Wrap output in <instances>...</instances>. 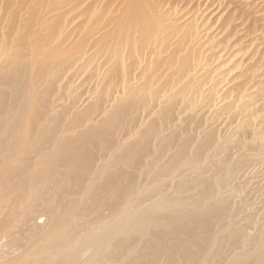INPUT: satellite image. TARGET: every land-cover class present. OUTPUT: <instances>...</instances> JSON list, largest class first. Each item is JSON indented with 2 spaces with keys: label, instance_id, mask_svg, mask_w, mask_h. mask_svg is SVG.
Masks as SVG:
<instances>
[{
  "label": "bare ground",
  "instance_id": "1",
  "mask_svg": "<svg viewBox=\"0 0 264 264\" xmlns=\"http://www.w3.org/2000/svg\"><path fill=\"white\" fill-rule=\"evenodd\" d=\"M69 1L70 14L101 5ZM139 1L115 32L95 10L69 51L52 43L75 44L73 19L18 46L1 35L3 60L20 59L0 70V264H264L258 72L215 55L206 0L176 1L184 22ZM74 68L89 71L93 100L76 113L58 108L66 84L53 87Z\"/></svg>",
  "mask_w": 264,
  "mask_h": 264
},
{
  "label": "rangeland",
  "instance_id": "2",
  "mask_svg": "<svg viewBox=\"0 0 264 264\" xmlns=\"http://www.w3.org/2000/svg\"><path fill=\"white\" fill-rule=\"evenodd\" d=\"M66 1L67 0H65V2ZM100 1H101V5H99V7L93 6L89 9L87 8L83 12L81 11L84 9V7H81L78 10H74L75 12L70 14L67 11L69 9V5H72V2L70 1L66 2V4L65 2H59L60 6L59 4L55 5V8H54V5H52V7L55 9L52 12L50 11L51 9L48 10L47 5L44 2H42V0H0V38H1V35L4 34V32H6L9 35L11 40L12 38L16 39L17 37L16 44L18 46V44L23 38L30 42L31 39L45 37V34L47 32V27L52 25L51 23L56 24L64 20L71 21L73 19L72 22L69 24V28H72L73 29L72 31L75 34V37H74L75 44H73L74 42L73 40L71 41V39L66 41L62 46H59L57 42L52 43L55 49L57 47H60V50H63L64 48H66L65 50L69 51L72 48H75L77 42H79L83 38L85 39V37L88 36V32H87L88 27L92 25L93 21L95 20V17L92 16V13H94L95 10L98 13L101 10V8L104 9L105 7L104 12L106 13L103 14L102 16L103 18L100 16L101 17L100 19L101 20L104 19L107 23L110 22L109 23L110 26L108 29H111V31L115 32L117 31L115 27L119 26L118 28H120L121 26L120 24H123L122 23L124 19L123 15L128 10V7L130 6V3L132 0H127L128 2L126 0H100ZM153 1L157 2L160 5L159 7H161L163 11L165 12L167 11V13L169 12L173 13L175 10V7L178 6V2L182 3L181 0H153ZM138 3L141 6L150 7L153 2H151V0H148V2L147 0L146 2L145 0H140ZM188 4H192V3H188ZM83 5L85 4L83 3ZM181 5L182 4H179V6ZM201 5L202 6H200V11L198 12V14L204 17L203 19L201 17L202 20L207 21V23H209L210 26L212 25L213 28L210 30V33L213 32V34L211 36H214L215 39L219 40V44H218L219 47L217 46L216 49H213L215 51V55L217 53L219 54V52H221L223 49L224 50L223 60L228 59L229 57L230 59L231 58L233 59L232 61L237 60L234 62H237L236 65L238 67L234 65L235 68L232 67L234 68L232 73H238V71L242 72L244 70L243 71L244 74L246 76L248 75L249 77L250 74L252 75L254 71L255 72L257 71L258 79H257V82H255L256 84L251 83V89L255 91L256 90L255 88H259V86L261 87V89L262 88L264 89V0H211V1L206 0ZM205 5H206V8H205ZM186 9L187 8H185V6L182 9L179 7L180 11L177 13L174 12V17H177L178 15H179L178 17H181L182 16L181 13H183L181 22H184V19H186L185 17L189 16L192 13V12H189L185 16ZM60 18H61V21L58 20ZM97 18H99V15L97 16ZM217 19L219 21H217ZM224 20L226 21L230 20L231 24L229 25V27L231 29L224 30L222 28L221 29L222 31L220 33L219 32L220 27L224 23L223 22ZM27 27L30 28L29 30L31 31V33L24 35L25 31H27L25 30L27 29ZM38 31L40 33H38ZM75 31H78V32L80 31V32L78 33ZM76 34H77V37L79 36L78 39L76 37ZM226 43L228 44L227 48L223 47L225 46L224 44ZM17 46H15V48H17ZM20 51H21L20 57H22L23 49ZM233 53L235 55H233ZM3 54L5 57V52H3ZM4 57L0 56V70H5V69L8 70L9 62H12L10 64V67H11L14 62L20 59V58H16V57L14 58L10 56L9 53L7 54V58L3 60ZM220 61L221 60H219L218 64L220 63ZM246 64H248V66H246ZM228 65H226L225 67H227ZM241 65L243 67H241ZM258 66H261V67L259 68ZM45 68L50 69L51 66L46 64ZM58 71H59V68L55 66L52 70V74L56 73L57 75ZM76 73L77 71L75 70V68L73 70H70L68 73L69 75H67L68 77L64 79L63 78L61 79L60 77V80L58 78V80H56L58 81L57 84L55 83V86H53L54 88H57L58 86L66 84L67 87L70 85L72 86V88H74L73 90L72 88H70L72 90L70 91L72 92L70 93L71 94L70 96V94L67 95L68 93V89H66L67 87H65V85L63 86L62 89H65L67 92L65 91L64 94L62 93L63 94L62 98L57 101L59 110L61 109V107H63L62 105H64L65 102H66L65 106L71 105V108H72L73 106L72 102H74L75 106L72 108V111L73 113H76L78 111H82L84 108L88 107L93 102V100L91 99V94H90V88L92 86H91L90 81L87 80L89 71L88 72L79 71L77 74ZM30 79L34 80L31 77ZM28 81L30 80L28 79ZM46 81L50 82L52 81V78L48 77L46 78ZM252 81L254 82V80ZM41 89H43V87ZM52 90L54 91V89ZM262 92L264 93V90ZM55 95L56 97H61L59 95L57 96V94ZM35 97H37V95H35ZM96 117L101 118V116L100 117L96 116ZM258 168L263 170L262 171L263 174L262 172H260L258 177L254 180V182L256 183L252 184V188H255L257 186V189H259L261 186H264L263 185L264 184V167H258ZM260 194L262 195L260 196L259 203L255 204V208H259L260 213L264 214V197H263L264 193H260ZM39 221L42 222L43 218L40 219Z\"/></svg>",
  "mask_w": 264,
  "mask_h": 264
}]
</instances>
